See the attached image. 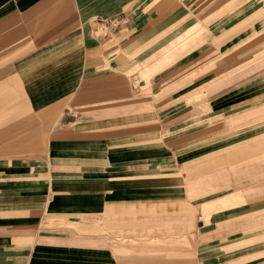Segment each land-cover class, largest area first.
I'll return each mask as SVG.
<instances>
[{
    "label": "crops",
    "instance_id": "1",
    "mask_svg": "<svg viewBox=\"0 0 264 264\" xmlns=\"http://www.w3.org/2000/svg\"><path fill=\"white\" fill-rule=\"evenodd\" d=\"M0 264H264V0H0Z\"/></svg>",
    "mask_w": 264,
    "mask_h": 264
},
{
    "label": "built area",
    "instance_id": "2",
    "mask_svg": "<svg viewBox=\"0 0 264 264\" xmlns=\"http://www.w3.org/2000/svg\"><path fill=\"white\" fill-rule=\"evenodd\" d=\"M96 22L100 23L101 25H103V27H105V29H109V30H113L118 28L119 26H121L124 21L125 18L124 17H111V18H101V17H97L95 19Z\"/></svg>",
    "mask_w": 264,
    "mask_h": 264
}]
</instances>
